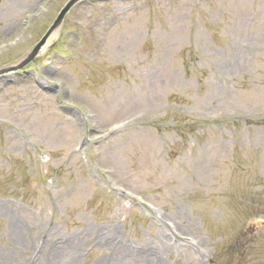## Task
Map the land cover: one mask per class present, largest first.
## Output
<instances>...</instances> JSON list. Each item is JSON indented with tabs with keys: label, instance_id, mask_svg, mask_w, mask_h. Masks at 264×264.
I'll return each mask as SVG.
<instances>
[{
	"label": "rangeland",
	"instance_id": "rangeland-1",
	"mask_svg": "<svg viewBox=\"0 0 264 264\" xmlns=\"http://www.w3.org/2000/svg\"><path fill=\"white\" fill-rule=\"evenodd\" d=\"M67 1L0 0V66ZM50 44L0 79V264H241L226 240L264 241V0H86Z\"/></svg>",
	"mask_w": 264,
	"mask_h": 264
},
{
	"label": "water",
	"instance_id": "water-1",
	"mask_svg": "<svg viewBox=\"0 0 264 264\" xmlns=\"http://www.w3.org/2000/svg\"><path fill=\"white\" fill-rule=\"evenodd\" d=\"M75 1H76V0H70L69 3H67V5H66V6L62 9V11L60 12L59 16L57 17L55 23L53 24V26L51 27V29L49 30V32H50L51 30H53L56 26H58V25L60 24L61 20L63 19L64 15H65V13L67 12L68 8H69V7H70ZM49 32H48V33H49ZM48 33H47V35H48ZM47 35H46V36H47ZM46 36H45V37H46ZM45 37H44V38L39 42V44L33 49V51H32V53H31V55H30L29 58H32V57L36 54V52H37L39 46L42 45V43L44 42ZM26 62H27V60L24 61L22 64H24V63H26ZM3 71H4V70H2V71H0V72H3Z\"/></svg>",
	"mask_w": 264,
	"mask_h": 264
}]
</instances>
